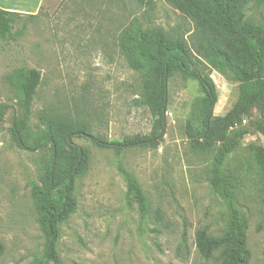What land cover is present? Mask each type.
Masks as SVG:
<instances>
[{"label":"rangeland","instance_id":"rangeland-1","mask_svg":"<svg viewBox=\"0 0 264 264\" xmlns=\"http://www.w3.org/2000/svg\"><path fill=\"white\" fill-rule=\"evenodd\" d=\"M238 7L247 21L264 27V0H240ZM134 21L150 35L162 31L182 39L194 53L201 47L229 53L238 75L226 77L206 61L199 67L216 86L214 116H226L242 83L255 77L253 67L221 33L170 0H66L54 14L44 8L36 18H21L16 41H0V105L8 107L0 125V264H30L42 256L34 190L41 186L42 162L52 155L50 146L36 152L18 146L12 129L20 108L9 75L21 66L42 73L33 130L42 127L40 116L54 109L84 120L94 137L109 143L151 136L153 118L135 104L142 72L126 59L123 48L124 33ZM168 85L166 130L158 149L133 147L121 157L149 199V219L142 220L135 205H126L115 152L89 139L68 137L86 150L88 165L75 178L76 211L61 228L58 250L65 264H220L219 254L210 260L201 256L196 233L206 230L221 238L229 220L227 201L208 182L224 142L207 145L189 137L192 106L204 96L197 81L175 71ZM260 125L254 109L225 141L247 133L225 170L232 174V201L249 222L248 264H264V181L256 159L264 165V137L256 131ZM184 235L187 250L178 253Z\"/></svg>","mask_w":264,"mask_h":264},{"label":"trees","instance_id":"trees-1","mask_svg":"<svg viewBox=\"0 0 264 264\" xmlns=\"http://www.w3.org/2000/svg\"><path fill=\"white\" fill-rule=\"evenodd\" d=\"M170 1L178 4L183 11L200 16L221 33L227 44L233 45L237 54L253 67L255 77L242 83L238 101L226 116H214L217 104L216 86L212 78L201 72L199 67L206 61L226 77L230 72L238 75V66L234 64L229 53L219 47H201L194 53L182 39L170 37L162 31L150 35L134 21L132 27L124 33L123 48L126 59L134 66L137 64L142 72V89L135 104L150 112L153 118L152 133L148 137L136 136L109 143L94 137L84 120L74 118L68 112L58 113L54 109L42 114V127L38 126L33 130L31 119L38 89L42 83V73L27 66L13 69L9 81L17 92L20 108L18 118L13 122V136L22 149L36 152L50 146L52 151L51 158L44 160L39 168L40 189L34 190L44 247L42 256L36 257L30 264H65L58 250L61 228L76 211L75 178L82 175L88 165L86 150L75 143L70 145V136L89 139L95 146L115 152L118 159L117 170L126 185V205H135L141 219H149L152 214L149 199L137 179L125 169L121 157L124 150L133 147L158 149L166 130L168 83L175 71H180L197 81L204 94L203 98L196 99L192 106L188 122L189 137L207 145L224 142L208 182L212 188L218 189L221 197L227 201L229 220L221 238L209 236L206 230H198L196 246L206 260L219 254L217 259L220 264L249 263V222L232 201V174L225 170L226 160L236 151L247 133L241 131L236 139L228 143L225 141L229 130L254 109L258 110L262 120V125L258 126L256 131L264 137V27L247 21L246 14L238 7L240 0ZM40 12L36 15H23L0 8V41L15 42L19 35L16 29L18 21L24 17L36 18ZM7 108L6 105H0V125ZM256 159L260 177L264 181V165L258 156ZM186 250L187 240L184 235L178 253Z\"/></svg>","mask_w":264,"mask_h":264},{"label":"crops","instance_id":"crops-1","mask_svg":"<svg viewBox=\"0 0 264 264\" xmlns=\"http://www.w3.org/2000/svg\"><path fill=\"white\" fill-rule=\"evenodd\" d=\"M0 8L9 12L23 15H36L41 8H45L50 14L56 13L66 0H32L33 8H30L31 0H0Z\"/></svg>","mask_w":264,"mask_h":264},{"label":"water","instance_id":"water-1","mask_svg":"<svg viewBox=\"0 0 264 264\" xmlns=\"http://www.w3.org/2000/svg\"><path fill=\"white\" fill-rule=\"evenodd\" d=\"M68 142H69L70 145H72V141L70 139H68Z\"/></svg>","mask_w":264,"mask_h":264}]
</instances>
